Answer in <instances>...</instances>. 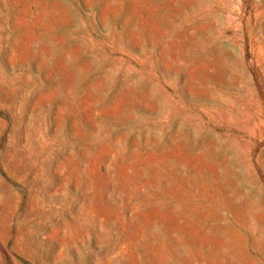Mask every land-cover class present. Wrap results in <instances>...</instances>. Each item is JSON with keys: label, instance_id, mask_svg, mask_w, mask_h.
<instances>
[{"label": "rangeland", "instance_id": "374dc122", "mask_svg": "<svg viewBox=\"0 0 264 264\" xmlns=\"http://www.w3.org/2000/svg\"><path fill=\"white\" fill-rule=\"evenodd\" d=\"M0 264H264V0H0Z\"/></svg>", "mask_w": 264, "mask_h": 264}]
</instances>
